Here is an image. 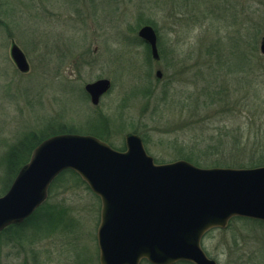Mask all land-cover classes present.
I'll list each match as a JSON object with an SVG mask.
<instances>
[{
  "label": "rangeland",
  "instance_id": "obj_1",
  "mask_svg": "<svg viewBox=\"0 0 264 264\" xmlns=\"http://www.w3.org/2000/svg\"><path fill=\"white\" fill-rule=\"evenodd\" d=\"M146 25L158 61L138 36ZM263 37L264 0H0V194L15 179L6 155L60 126L118 151L136 134L158 164L264 166ZM103 78L111 89L93 105L85 86ZM42 206L39 228L0 233V264H100L88 185L66 173ZM202 248L218 264H264V223L233 220Z\"/></svg>",
  "mask_w": 264,
  "mask_h": 264
},
{
  "label": "water",
  "instance_id": "obj_2",
  "mask_svg": "<svg viewBox=\"0 0 264 264\" xmlns=\"http://www.w3.org/2000/svg\"><path fill=\"white\" fill-rule=\"evenodd\" d=\"M138 36L159 60L155 29L143 26ZM260 50L264 54V37ZM10 56L21 73L30 71L14 42ZM156 76L162 78L160 69ZM110 89L105 78L85 86L93 105ZM125 147L118 151L95 136L76 133L43 140L0 196V233L30 218L65 170L76 172L100 199V264H218L202 248L209 231L226 229L236 217L264 222V166L202 168L187 160L158 164L132 133L125 136Z\"/></svg>",
  "mask_w": 264,
  "mask_h": 264
},
{
  "label": "trees",
  "instance_id": "obj_3",
  "mask_svg": "<svg viewBox=\"0 0 264 264\" xmlns=\"http://www.w3.org/2000/svg\"><path fill=\"white\" fill-rule=\"evenodd\" d=\"M79 131H77L75 128L73 127H65V126H60L54 130H51L49 132H46L45 134H43L42 136H39L38 138H35L34 142H31L30 145H26L27 147L25 149H22L23 146H21L20 148L19 147H15L14 149L11 150V152L8 153V155H6V158H5V162L4 164H12L13 162H16V164H14L16 166V169L14 170V178L17 176L19 170L21 169V167L23 165H25L26 163L29 162L30 158H31V154H32V151L33 149L38 145L40 144L43 140H45L46 138L50 137V136H54V135H57V134H64V133H78ZM89 132V131H88ZM88 135H92V136H95L97 138H99L100 140H105L102 136H100L99 134L97 133H89ZM18 146V145H17ZM22 149V150H21ZM22 161V162H21ZM66 173H71L73 174L77 179H80L83 183H85L81 177L74 171L72 170H65L64 172H62L56 179H58L59 177H61L62 175H65ZM55 182V180H54ZM53 182V183H54ZM52 183V185H53ZM51 185V186H52ZM8 187V186H7ZM10 187V186H9ZM9 188L5 189L6 191H4L2 194H0V196L4 195L7 190ZM44 208V206H41L40 208H38L36 210V212L30 217L28 218L24 223L20 224V225H12L10 227H8L6 230H8L9 228H13V229H16V228H20V227H23V224L25 223H28V222H31V224L33 223L36 227H38V223H39V220H38V217L39 215L44 212L42 211V209ZM48 213L49 215V212L48 211H45ZM50 216V215H49ZM51 216H53V212L51 211ZM233 220H242V221H246V222H250V221H253V222H257V223H264L262 221H256V220H252V219H247V218H234L231 220V222ZM39 228V227H38ZM213 230H216V229H213ZM212 231V230H211ZM211 231H209L208 233H210ZM143 263H146V264H150L148 263L147 261H143ZM180 263H189V262H180Z\"/></svg>",
  "mask_w": 264,
  "mask_h": 264
},
{
  "label": "flooded vegetation",
  "instance_id": "obj_4",
  "mask_svg": "<svg viewBox=\"0 0 264 264\" xmlns=\"http://www.w3.org/2000/svg\"><path fill=\"white\" fill-rule=\"evenodd\" d=\"M149 46V45H148ZM150 51H151V49H150ZM151 55H152V53H151ZM160 55V54H159ZM160 60V59H159ZM156 61H158V60H156Z\"/></svg>",
  "mask_w": 264,
  "mask_h": 264
}]
</instances>
